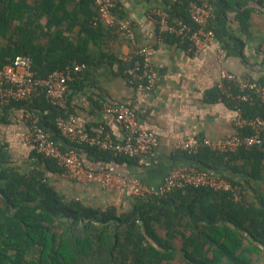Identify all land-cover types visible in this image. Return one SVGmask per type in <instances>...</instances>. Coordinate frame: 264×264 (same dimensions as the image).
<instances>
[{
  "label": "trees",
  "instance_id": "trees-1",
  "mask_svg": "<svg viewBox=\"0 0 264 264\" xmlns=\"http://www.w3.org/2000/svg\"><path fill=\"white\" fill-rule=\"evenodd\" d=\"M223 1L227 7L238 6L237 18L246 30L253 12L250 0ZM166 3L172 16L192 23L187 0ZM96 15L92 0H0V67L28 55L42 78L84 62L90 67L119 65L125 76L128 63L104 46L116 33L96 22ZM167 41L185 49L191 45L176 35H168ZM82 84L76 80L71 87ZM220 96L216 87L212 97ZM101 100L107 98L99 91V108ZM225 102L233 109L241 107L247 118L264 116L258 98L254 103ZM17 103L39 114L52 137L65 140L56 141L63 150L76 148L87 169L95 170L89 164L94 162L104 166L95 171H102L140 159L64 138L56 119L73 112L68 102L61 109L43 94ZM34 152L45 170L23 174L8 168L0 175V264H264V145L230 153L210 148L194 155L183 152L191 166L238 186L240 200L232 191L188 185L161 199L139 200L126 210L93 206L59 192L47 173L63 168L56 159Z\"/></svg>",
  "mask_w": 264,
  "mask_h": 264
},
{
  "label": "crops",
  "instance_id": "crops-1",
  "mask_svg": "<svg viewBox=\"0 0 264 264\" xmlns=\"http://www.w3.org/2000/svg\"><path fill=\"white\" fill-rule=\"evenodd\" d=\"M117 1L113 13L132 21L135 41L111 34L104 42L105 50L121 59L134 54L135 44H153V64L159 71L157 84L152 91H143L129 84L119 72V65L90 67L78 79L82 85H70L67 102L85 128L98 132L106 127L118 141L123 137L121 128L103 107L95 105V100L100 91L109 104L131 105L141 124L157 131L160 142L151 154L138 161L112 164L110 168L118 177L139 178L151 187H159L173 168L191 166L185 151L177 149L178 142L193 136L216 138L232 130L235 110L212 97L222 71L256 80L264 78V4L249 1L253 12L244 30L237 18L238 6L227 7L223 0H214L212 23L220 37L217 35L206 47L190 52L178 43L157 42L155 16L167 6L166 0ZM16 104H0V175L8 168L23 174L45 170V163L26 144L28 112ZM53 138L60 144L66 143L60 136ZM89 164L95 170L104 167L101 163ZM47 176L59 192L93 206L116 205L126 210L139 201L130 186L80 183L64 172H48ZM3 183L0 176V184Z\"/></svg>",
  "mask_w": 264,
  "mask_h": 264
},
{
  "label": "built area",
  "instance_id": "built-area-1",
  "mask_svg": "<svg viewBox=\"0 0 264 264\" xmlns=\"http://www.w3.org/2000/svg\"><path fill=\"white\" fill-rule=\"evenodd\" d=\"M180 0H172L177 3ZM192 20L172 16L171 5L156 12L157 42L167 40L168 35H176L181 42H190L188 51L206 47L216 38L212 26L214 4L211 0H187ZM97 15L96 22L102 21L113 28L114 32L131 41H135L133 24L130 19L118 18L113 10L117 0H92ZM181 43V44H182ZM156 47L153 44H135L134 54L121 57L129 62L125 77L129 84L143 91H152L159 77V71L153 64ZM90 70L87 63H76L72 67L55 70L46 78L38 77L33 69V60L28 55H19L12 63L0 67V104L9 106L15 102L27 101L42 96L49 99L55 107H67V98L72 82L80 79ZM216 87L222 92L219 101H237L254 103L258 98L264 107V81L249 76L223 70ZM223 96H226L224 98ZM105 113L110 115L122 130V140L115 139L111 131L104 128L91 133L79 121L75 113L58 116L56 126L61 135L72 144L98 147L112 150L116 155H128L132 158L151 154L159 145L157 131L141 124L137 111L129 104H109L101 100ZM233 128L230 132L216 137H189L177 143V149L189 154H198L203 148H210L220 153L236 152L240 149H251L264 145V116L245 117L241 107L235 109ZM29 132L26 144L43 154L52 157L63 168L65 175L80 183L100 182L104 186L120 184L130 186L139 200L161 199L168 193L188 185L195 187L208 186L217 190L232 191L236 200L241 199L240 188L233 186L226 179L199 170L194 166L175 167L159 187H151L134 177H118L113 168L95 171L87 169L81 154L76 148L63 150L51 134L41 125L37 113H27Z\"/></svg>",
  "mask_w": 264,
  "mask_h": 264
}]
</instances>
